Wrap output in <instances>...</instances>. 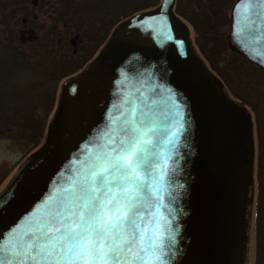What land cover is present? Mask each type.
Returning a JSON list of instances; mask_svg holds the SVG:
<instances>
[{
    "label": "water",
    "instance_id": "water-1",
    "mask_svg": "<svg viewBox=\"0 0 264 264\" xmlns=\"http://www.w3.org/2000/svg\"><path fill=\"white\" fill-rule=\"evenodd\" d=\"M175 3L161 0L119 21L62 80L42 142L0 192L5 264H15L9 252L57 218L95 161L133 128L150 162L140 170L138 235L157 236V264H247L253 116L199 54ZM227 40L264 70V4L235 0Z\"/></svg>",
    "mask_w": 264,
    "mask_h": 264
},
{
    "label": "trees",
    "instance_id": "trees-1",
    "mask_svg": "<svg viewBox=\"0 0 264 264\" xmlns=\"http://www.w3.org/2000/svg\"><path fill=\"white\" fill-rule=\"evenodd\" d=\"M159 1L0 0V132L29 143V154L44 137L59 83L96 54L119 21ZM233 2L176 0L175 10L192 25L197 49L225 86L252 107L257 133L255 264H264V72L227 43ZM26 30L35 37L23 40ZM7 173L0 171V183Z\"/></svg>",
    "mask_w": 264,
    "mask_h": 264
},
{
    "label": "snow or ice",
    "instance_id": "snow-or-ice-1",
    "mask_svg": "<svg viewBox=\"0 0 264 264\" xmlns=\"http://www.w3.org/2000/svg\"><path fill=\"white\" fill-rule=\"evenodd\" d=\"M138 131L114 141L116 147L95 161L68 207L9 252L15 264H157V236L138 235L139 198L146 187L140 170L150 168Z\"/></svg>",
    "mask_w": 264,
    "mask_h": 264
},
{
    "label": "rangeland",
    "instance_id": "rangeland-1",
    "mask_svg": "<svg viewBox=\"0 0 264 264\" xmlns=\"http://www.w3.org/2000/svg\"><path fill=\"white\" fill-rule=\"evenodd\" d=\"M159 3H160V1H159ZM232 5H231V7H232ZM151 8H153V7H151ZM142 10L143 9L138 10V11H142ZM138 11H136V12H138ZM230 11H231V8L229 10V20H230ZM136 12H134V13H136ZM131 15H128V16H131ZM127 17H125V18H127ZM184 20L186 22H188L186 19H184ZM188 25L190 26L191 37H192L194 46L197 49V46L195 44V34H194V31H193V27H192V25L189 22H188ZM214 28L217 29L218 32H221V28L220 27H214ZM229 31H230V24H229ZM229 31H228V34H229ZM228 34H227L226 40L228 38ZM227 43H228V45H229V47H230V49L232 51H236V50H234V49L231 48L228 40H227ZM197 51L199 52L198 49H197ZM237 53H239V52H237ZM199 54H201V53H199ZM239 54H241V53H239ZM201 56H202V54H201ZM243 57H245V56H243ZM202 58L207 63V65L210 67V65L208 64V62L206 61V59L203 56H202ZM247 61L250 62L248 59H247ZM250 63H252V62H250ZM252 64H254V63H252ZM254 65H256V64H254ZM257 67L260 68L259 66H257ZM211 70H213V69L211 68ZM262 71L264 72V70H262ZM213 72H215L221 78V76L216 71L213 70ZM60 84H61V82L58 85L57 98L56 99H58V94H59V90H60ZM226 89L229 92V94L235 100L241 102L243 105L246 106V108L249 110V112H251V114H252V116L254 118L253 111H251L252 107L249 106V104H246L245 101L237 98L234 94H232L231 91H229V89L227 87H226ZM250 102H251V100H250ZM56 103H57V100H56ZM56 103H55V106H56ZM55 106H54V108H55ZM261 107H262L261 110H263L262 112L264 114V104H262ZM53 111H54V109H53ZM53 111H52V113H51L48 121L50 120V118H51V116L53 114ZM45 131H46V129H45ZM256 134H257L256 133V123H255V118H254V139H255V168H254L255 184H254V188H255V198H254V204H253V207L251 209L250 218H249V220H250V227H249V231H248V234H249V243H248L247 264H255V228H254L255 225H254V223H255V204H256L255 201H256V197H257V179H256V174H257L256 173L257 172V164H256V162H257L256 161V158H257V136H256ZM30 147H31V145L29 143H27L26 141L20 140L17 137L11 135V134H7V133L0 132V171H3L4 170V171L8 172L7 173V176L5 177V179L0 183V192L6 186V184L9 182V180L12 178V176L19 170V168L21 167L22 163L26 160V158L28 156L27 151H28V149Z\"/></svg>",
    "mask_w": 264,
    "mask_h": 264
}]
</instances>
